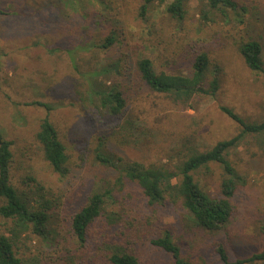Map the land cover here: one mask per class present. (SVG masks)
Listing matches in <instances>:
<instances>
[{
  "label": "rangeland",
  "instance_id": "374dc122",
  "mask_svg": "<svg viewBox=\"0 0 264 264\" xmlns=\"http://www.w3.org/2000/svg\"><path fill=\"white\" fill-rule=\"evenodd\" d=\"M171 1H154L142 19L141 0H0V132L12 142L13 175L44 183L57 205L45 238L28 232L19 239L20 264H109L108 243L97 240L110 241L118 230L137 241L143 264H172L149 245L166 231L193 264H218L217 243L230 261L264 251V133L244 134L226 153L239 182L231 199L234 215L217 232L197 227L178 203L148 204L124 175L127 162L175 171L188 148L204 151L239 134L240 126L221 107L246 123L264 120V0H242V23L232 11L226 18L208 11L203 0H187L183 20L176 21L164 12ZM150 23L153 36L146 31ZM111 31L117 40L110 50L92 47ZM249 39L261 45L260 71L250 70L240 55V43ZM193 46L208 56L209 79L216 72L219 89L213 96L198 95L181 105L143 90L131 96L121 117L96 109L88 98L90 84L116 79L92 75L111 59L146 57L156 71L185 73V51ZM46 114L69 157L64 178L46 165L34 139ZM98 152L112 165H103ZM223 177L216 163L194 175L212 196ZM94 190L111 191L105 207L122 214L126 226L105 231L97 221L95 242L81 244L70 219ZM4 222L0 219V232Z\"/></svg>",
  "mask_w": 264,
  "mask_h": 264
},
{
  "label": "trees",
  "instance_id": "16d2710c",
  "mask_svg": "<svg viewBox=\"0 0 264 264\" xmlns=\"http://www.w3.org/2000/svg\"><path fill=\"white\" fill-rule=\"evenodd\" d=\"M154 1L141 0L139 16L147 19L149 6ZM187 0H173L165 7L164 12L171 19L182 21L185 16L184 5ZM208 11L214 12L223 18L232 11L242 23L241 15L246 11L242 0H203ZM2 11H0V14ZM147 34L153 36L156 32L153 23L147 27ZM114 31L109 32L99 41L92 44L93 48L106 52L116 42ZM151 45L158 48V44L149 40ZM185 51V73H169L156 71L152 61L146 57H137L135 60L124 58L111 59L108 64L100 67L99 72L92 75H111L116 79L111 83L97 82L89 85L91 102L96 109L111 116H123L131 96L143 90L164 95L173 104H186L200 95L213 96L219 89L216 72L207 75L209 60L204 51H198L195 46ZM239 52L246 66L252 71L262 70V48L256 40H246L239 45ZM98 74V75H97ZM109 81V80H108ZM47 113L50 107L40 104ZM221 110L240 126V133L236 136L215 143L210 149L198 151L188 148L187 152L175 171H169L162 166L145 167L135 162H127L124 169L126 179L136 186L148 204H163L166 200L171 204L178 203L190 215L193 223L209 232H217L232 219L235 208L231 202L239 176L226 159L227 151L235 146L239 139L247 133L261 135L264 133V120L246 123L232 110L221 107ZM126 123V122H125ZM41 157L59 178H64L69 172V157L64 144L59 138L57 129L49 120L48 114L41 119L34 134ZM12 142L0 132V219L4 220V231L0 232V264H20L16 248L19 239L28 232L45 238L47 227L52 214L57 208L56 203L45 192V184L35 177L13 175ZM97 159L105 166H111L109 157L98 152ZM210 163L218 164L224 172L218 195L212 196L203 190L194 178L196 172L206 168ZM127 166V167H126ZM174 181V182H173ZM110 190L92 191L86 197L85 203L73 214L70 219V230L76 240L84 244L89 239L95 242L94 233L97 221H100L103 230L108 231L113 226L125 229V218L105 207L111 197ZM264 235V224L261 227ZM93 234V235H92ZM124 231L112 233L108 238L98 239L100 243H108L104 250L109 264H143L136 249L137 241H130ZM116 237L117 239H115ZM136 239L135 236H132ZM149 245L170 257L172 264H193L181 257L180 248L173 242L170 232L162 236L151 238ZM218 264H254L264 263V251L255 253L246 258L229 260L227 251L222 243L215 246Z\"/></svg>",
  "mask_w": 264,
  "mask_h": 264
}]
</instances>
